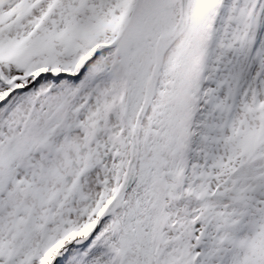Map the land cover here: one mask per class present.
<instances>
[{
	"label": "snow or ice",
	"instance_id": "snow-or-ice-1",
	"mask_svg": "<svg viewBox=\"0 0 264 264\" xmlns=\"http://www.w3.org/2000/svg\"><path fill=\"white\" fill-rule=\"evenodd\" d=\"M0 264H264V0H0Z\"/></svg>",
	"mask_w": 264,
	"mask_h": 264
}]
</instances>
